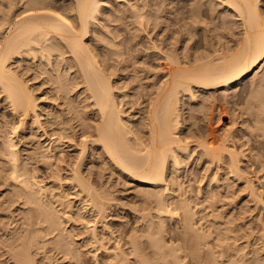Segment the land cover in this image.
Masks as SVG:
<instances>
[{"label": "bare ground", "instance_id": "obj_1", "mask_svg": "<svg viewBox=\"0 0 264 264\" xmlns=\"http://www.w3.org/2000/svg\"><path fill=\"white\" fill-rule=\"evenodd\" d=\"M174 1L0 0V264H264V9Z\"/></svg>", "mask_w": 264, "mask_h": 264}, {"label": "rangeland", "instance_id": "obj_2", "mask_svg": "<svg viewBox=\"0 0 264 264\" xmlns=\"http://www.w3.org/2000/svg\"><path fill=\"white\" fill-rule=\"evenodd\" d=\"M186 1L187 0H181L180 2L174 1L169 6L172 8V11H173V13L169 14V18L172 19V18L180 17L183 12H186L188 10V5L186 4ZM214 2L217 4V6H220V4L217 0H214ZM109 3H111V1ZM111 5L113 6L114 4H111ZM184 14H186V13H184ZM172 23L169 21L166 24V26H165L166 31L164 32V34L167 31H172L173 28L176 27V26H174V24L171 25ZM120 32L126 33L123 29V26L120 27ZM155 32L156 31L154 30L153 32H151L149 34L151 38H152V36H154ZM200 32L201 31H197L196 35L194 36L193 46L196 49V51H201L204 48V44L201 41V33ZM181 37H182V35L178 36V38H181ZM38 82H39V79L31 81L30 83L37 84ZM44 89H45V87L43 86L40 90H38L36 92V94L39 95L40 93H42V90H44ZM242 105L243 104L240 103V106H242ZM236 108H238V106H236ZM0 112H2L7 119H11L12 115H11V111H10L9 107H4V104H1ZM134 118H136V117H134ZM223 121L226 122L227 120L223 119ZM199 129L201 131L206 130L205 123L201 122L199 125ZM195 171L198 173L197 175H199L200 173L202 174V172H200V170L198 168H196ZM231 185L233 187V190L236 191L235 200L236 201L241 200L245 195L244 192L241 191V185L240 184H231ZM134 190H135V188H134L133 183L126 182L123 179H119V180L114 182V187L111 189V191L113 192V195L117 198L116 201L114 202V204H115V206H114L115 207V215H117V216L110 215L107 218L110 229L113 231L114 235L118 234V232H116V231H117L118 227L123 224V221H125V220L131 221L133 213H132L131 208H130L129 199L132 197L131 192ZM245 200H246V198H243V200L240 202V204H242L243 201H245ZM71 201L73 203H75V205L79 204V201L77 199H71ZM225 201L228 202V200H225ZM250 217H251V215L250 216L247 215V218H250ZM90 219H92V218H90ZM65 227H67L68 229H71V228L73 229V227L76 228V230H74L73 234L76 235L75 239H77V240H82V239H85L87 237L85 231H83V229H84L83 225H80L78 223H74V222L70 221V223H66ZM127 227H129V225ZM98 230H100L99 225H98ZM258 230H259L258 227H256L254 229V233L252 234L253 236L249 237L248 239L253 241L256 238V235H257L256 233H258ZM80 233H83V234H80ZM238 237H240V236H238ZM243 240H244V238H240L239 242H241ZM112 243H113V241L111 240L109 243H107L106 246L110 247ZM87 247L91 250V252H94L93 245L89 244ZM262 252H264V244L262 245ZM58 256H59V254L56 257H58ZM257 257H259V255H254L252 258H250V261L251 262L255 261ZM57 262L58 261H55L53 264H56Z\"/></svg>", "mask_w": 264, "mask_h": 264}, {"label": "snow or ice", "instance_id": "obj_3", "mask_svg": "<svg viewBox=\"0 0 264 264\" xmlns=\"http://www.w3.org/2000/svg\"><path fill=\"white\" fill-rule=\"evenodd\" d=\"M258 2L260 4L261 8L264 9V0H258ZM61 19H63V18L61 17ZM261 62L264 63V60H262ZM256 67L258 68L259 64H257Z\"/></svg>", "mask_w": 264, "mask_h": 264}]
</instances>
